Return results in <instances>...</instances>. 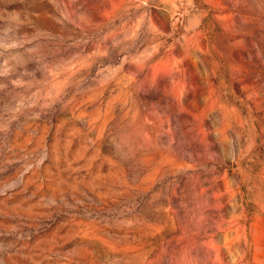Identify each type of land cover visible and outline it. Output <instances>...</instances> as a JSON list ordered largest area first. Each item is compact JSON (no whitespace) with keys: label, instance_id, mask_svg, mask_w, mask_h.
<instances>
[{"label":"rangeland","instance_id":"374dc122","mask_svg":"<svg viewBox=\"0 0 264 264\" xmlns=\"http://www.w3.org/2000/svg\"><path fill=\"white\" fill-rule=\"evenodd\" d=\"M0 264H264V0H0Z\"/></svg>","mask_w":264,"mask_h":264}]
</instances>
